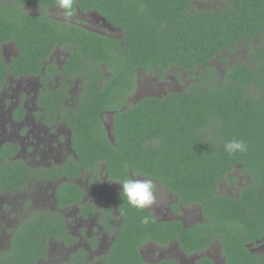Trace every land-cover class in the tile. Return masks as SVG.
<instances>
[{"label":"trees","instance_id":"1","mask_svg":"<svg viewBox=\"0 0 264 264\" xmlns=\"http://www.w3.org/2000/svg\"><path fill=\"white\" fill-rule=\"evenodd\" d=\"M219 1L200 8L196 0H74L82 11L96 10L120 28L122 39L49 17L54 0L0 2V86L14 69L40 73L41 59L56 43L72 44L71 67L88 60L96 76L89 99L71 121L81 165L97 168L105 162L117 180L157 181L177 198L176 211L181 204L201 207L204 221L183 227L179 220H158L148 209L133 208L121 194L123 222L109 264L144 263L140 247L147 241L162 245L177 239L192 252L217 238L226 264H264V255L257 256L249 245L264 239V0ZM28 4L42 6V15L26 12ZM8 40L21 50L10 63L1 54ZM240 47L247 48L245 55L230 56ZM217 59L226 63L223 70ZM103 63L113 76L100 87L96 72ZM141 72L159 78L185 74L187 82L181 90L129 101ZM107 110H115L114 141L100 119ZM233 138L245 141L248 150L225 152L224 144ZM72 170L61 174L74 176ZM27 176L14 164L0 172V182L10 190ZM230 182L238 183L232 193L224 188ZM75 187L61 185V205L80 200ZM21 213L10 214L18 219L14 230L8 228L11 248L1 264H34L45 257L43 240L62 230L54 225L56 214L33 211L27 218ZM144 216L149 223L141 224ZM195 264L213 263L202 257Z\"/></svg>","mask_w":264,"mask_h":264},{"label":"flooded vegetation","instance_id":"2","mask_svg":"<svg viewBox=\"0 0 264 264\" xmlns=\"http://www.w3.org/2000/svg\"><path fill=\"white\" fill-rule=\"evenodd\" d=\"M214 1L221 4L219 0ZM216 6L218 5L199 4L200 8ZM23 9L37 15H42L43 11L42 6L36 4H28ZM74 9L71 17L60 14L56 7H49L46 13L59 22L73 23L90 32L122 39L123 31L98 11H82L78 4L74 5ZM73 48L72 44L56 43L51 53L41 59L40 73H19L14 69V72L7 74L0 86V172L11 170L16 164L28 175L18 188L9 190L0 182V203L17 200L27 218L33 211L38 216L42 210L56 214L57 222L54 225L59 230L62 229L43 240L45 257H38L34 264H109L112 245L118 227L123 222L119 208L121 180L109 176L105 162L100 163L97 168L85 167L81 165L77 155L76 127L71 121L79 113L81 105L89 99L96 76H93L95 69H90L92 62L88 60L81 61L79 68L71 67L69 58L73 57ZM58 51L64 54L60 62L56 59ZM246 51L247 48L245 53ZM20 53V46L16 41L8 40L2 44L1 54L7 62L10 63ZM238 53L239 50L230 53V56L234 59L243 56ZM47 66L49 67L46 69ZM96 73L100 77V87L104 78L113 76L109 66L104 63ZM155 77L156 80L159 79L158 76ZM134 91L136 90L128 94L129 101H135L131 99ZM114 114L115 110H107L100 117L111 141H114ZM108 117L111 123L108 122ZM68 167L74 169V176L61 174L62 169ZM64 182H72L77 187L80 200L60 204L59 192ZM154 186L157 199L147 209L158 220H179L183 227L204 221L200 206L181 204L180 210L176 211L173 206L178 201L174 194L157 181ZM1 206L0 212L3 214L0 213V234L5 236L0 237L6 239L0 244V264L9 255L7 252L11 248L12 232L8 228L14 230V223L18 219L10 215L7 220L9 223H4L2 217L5 211L4 206ZM11 213L13 211L9 212ZM52 220L56 219L51 218ZM249 245L257 256L264 255V239ZM140 253L144 260L142 264H153L170 258L175 259L178 264H195L202 257L211 258L213 264H226V255L218 238L203 250L192 252L184 251L177 239L162 245L147 241L140 247Z\"/></svg>","mask_w":264,"mask_h":264},{"label":"rangeland","instance_id":"3","mask_svg":"<svg viewBox=\"0 0 264 264\" xmlns=\"http://www.w3.org/2000/svg\"><path fill=\"white\" fill-rule=\"evenodd\" d=\"M196 1H197V4L198 5L200 4L201 6H209V4H212L214 6L217 4V2L214 0H212L210 2L208 0H196ZM244 53H245V48L239 49L238 54L244 55ZM60 58L61 59L64 58V54L62 51H58V53L56 54V59L58 60V62L61 61ZM215 64L217 65V67L220 70H223L225 65H226V63L223 62L221 59H217L215 61ZM186 82H187V77L185 74H180V75L176 76L175 74L170 73L165 78H159L158 80H156L155 75H153V74L150 75L149 73L141 72L140 77L138 78V84H136V86H135L136 91H134L132 93L131 99L135 100L137 102L138 100H140L144 97H147L150 94L151 95H161L167 91L181 90L185 87ZM163 88H164V90H163ZM108 122L111 123L110 117H108ZM241 177L239 178V180L241 179ZM137 179H146V178L145 177H140V178L137 177ZM238 181H236V182H238ZM224 188H225V190H227V192H230L231 190L232 191L237 190L238 189V183H232V184H231V182L227 183L224 186ZM230 193H232V192H230ZM1 205L4 206V211H5V214L2 217L4 223L5 222L9 223V221H7V220L10 219V214H9L10 211L11 212L12 211L16 212L15 210L22 211L21 205H19L18 201L15 199H12L11 202L9 200L8 203H3V204L0 203V211L2 210ZM43 206L46 207L45 205H43ZM190 212H192V210ZM1 214H3V213H1ZM19 216L20 217L24 216L23 211L21 214H19ZM0 235H3V234H0ZM3 236H5V235H3ZM5 239L6 238H4V237L2 238V236H1L0 237V244H3ZM262 251H264V248H262ZM219 263H221V261H219Z\"/></svg>","mask_w":264,"mask_h":264},{"label":"clouds","instance_id":"4","mask_svg":"<svg viewBox=\"0 0 264 264\" xmlns=\"http://www.w3.org/2000/svg\"><path fill=\"white\" fill-rule=\"evenodd\" d=\"M54 7L60 10V14L71 17L74 14V0H54ZM248 150L245 141L233 138L224 144V151L228 154L244 153ZM122 184V195L133 208L144 210L150 208L156 202L157 194L152 179H126L119 181ZM150 217L141 218V224L149 223Z\"/></svg>","mask_w":264,"mask_h":264}]
</instances>
